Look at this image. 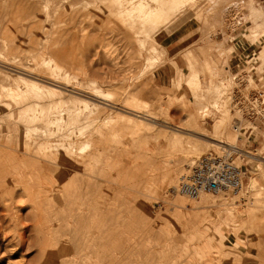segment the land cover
Listing matches in <instances>:
<instances>
[{
	"label": "rangeland",
	"instance_id": "obj_1",
	"mask_svg": "<svg viewBox=\"0 0 264 264\" xmlns=\"http://www.w3.org/2000/svg\"><path fill=\"white\" fill-rule=\"evenodd\" d=\"M39 1L30 10L0 1V83L10 89L0 94V107L20 104L17 118L0 110V148L33 147L37 138L59 155L69 148L66 152L79 159L93 150L89 143L80 153L89 136H97L101 158L97 155L94 165L78 163L83 167H70L71 161L63 159L65 170L80 174L69 177L77 176L75 183L67 178L61 187L51 179L33 180L34 172L26 175L29 166L22 178L28 193L8 183L13 195L17 191L13 205L18 194L25 198L18 197L24 201L19 199L17 208L0 201V214L12 216L0 215V264H264V208L254 206L251 188L255 177L256 189L264 193V0H221L203 6L199 14L186 6L165 18L159 6L151 14L150 6L138 5L140 0H121L132 12L125 17L131 23L107 17V4L100 1ZM95 91L110 98H97ZM257 94H263L262 100L253 102ZM195 96L206 106L205 116L198 114ZM134 105L139 110L126 109ZM56 106L59 113L51 114ZM148 110L154 115L147 116ZM4 124L14 134H4ZM39 132L49 140L40 139ZM208 153L231 154L244 172L242 194L191 202L173 194L179 175ZM144 156L154 163L148 175L139 170ZM93 168L98 174L91 194H100L104 206L99 219L77 224V211L86 213L83 173ZM168 172L173 179L160 189L155 182ZM50 186L56 197L45 199L38 192ZM34 209L43 219L50 210V219L56 227L61 219L58 224L67 234L58 233L63 228L49 237L37 232L30 225ZM194 215L204 229L188 230ZM13 220L26 226H14ZM88 231L101 233L94 248L86 246ZM32 236L41 237V244Z\"/></svg>",
	"mask_w": 264,
	"mask_h": 264
},
{
	"label": "bare ground",
	"instance_id": "obj_2",
	"mask_svg": "<svg viewBox=\"0 0 264 264\" xmlns=\"http://www.w3.org/2000/svg\"><path fill=\"white\" fill-rule=\"evenodd\" d=\"M1 1V0H0ZM8 2L10 1V5H14V6H16V8L17 7H32L33 6V4L32 3H34L35 1H39V0H7ZM41 2H43L42 0H40ZM39 1V3H41ZM48 1V0H47ZM46 1V2H47ZM50 1V0H49ZM53 1H56V0H53ZM71 0H69V2H70ZM81 2V1H78V0H73V1H71L70 3H74V2ZM85 1H93V2H97V1H100V2H102V4H107V10H106V14H107V17H113V18H115V19H118V20H121L122 22H126V23H131V21H129V20H127V18H125L126 16H129V15H131L132 14V12L131 11H129V8H128V6H122L123 5V3H120L121 2V0H116V2L120 5L119 6V11H116V5H118L117 3H115V0H85ZM126 1H128V0H125V2ZM130 1H134V0H130ZM218 1H221V0H200V2L201 3H203V5L202 4H200V2L198 3V2H195L194 1V4H192L193 3V1H191V0H183V3H182V0H140V2H138V5L141 7V8H143V7H145V6H150L151 7V14H153L154 13V10H156V7L157 6H159V7H161V16H163V18H165V17H167V16H169V15H175L178 11H180L181 12V10L184 8V7H186V6H190V7H192V8H195V9H197V10H195V12L197 11L198 12V14H199V12H203V9H202V7L203 6H208L210 3H213V2H218ZM65 2H68V0H66ZM76 2V3H77ZM7 3V2H6ZM45 3V2H44ZM43 3V4H44ZM69 3V4H70ZM9 4V3H8ZM8 4L6 5L7 7H8V10H5V12H6V14H10V13H12V6H8ZM37 4H38V2H37ZM60 4V3H59ZM5 5V4H4ZM35 5H36V3H35ZM37 6V5H36ZM66 6H67V3H66ZM71 6V5H70ZM30 7H29V10H30ZM5 8V7H4ZM36 8V7H35ZM68 8H69V5H68ZM71 8V7H70ZM27 9V8H26ZM32 9V8H31ZM185 9V8H184ZM210 11H212V9H209ZM116 11V12H115ZM183 11V10H182ZM185 11V10H184ZM191 11H192V9H191ZM194 11V10H193ZM215 11V10H214ZM213 11V12H214ZM38 12V11H37ZM66 12V11H65ZM118 12V13H117ZM188 12V11H187ZM194 12V13H195ZM66 13H68V12H66ZM80 13H81V11H80ZM116 13H117V15H116ZM183 13V12H182ZM193 13V14H194ZM205 13H208L207 11L205 12ZM37 14H39V12L37 13ZM82 14V16H83V12L81 13ZM91 14V13H90ZM129 14V15H128ZM184 14V13H183ZM182 14V15H183ZM5 15V14H4ZM85 15V14H84ZM87 15H88V13H87ZM87 15H85V16H87ZM179 15H181L180 13H179ZM178 15V16H179ZM80 16V15H79ZM214 16H215V18L216 19H220V13H215L214 14ZM35 17H36V14H35V12H34V10L32 9V11H31V16H30V18H33V19H35ZM89 17H90V15H89ZM170 17V16H169ZM175 17V16H174ZM83 18H85V17H83ZM172 18V17H171ZM87 19H88V17H87ZM173 19V18H172ZM84 20V19H83ZM82 20V21H83ZM169 20H170V18H169ZM170 22V21H169ZM169 22H168V24H169ZM172 22V21H171ZM34 23H36V22H34ZM37 25V24H36ZM162 26V25H161ZM168 26V25H167ZM163 27V26H162ZM165 28V27H164ZM161 32V31H160ZM41 61V64H40V66H39V68L41 67V65H43L44 66V59H41L40 60ZM40 61H38V65H39V63H40ZM44 68V67H43ZM42 68V69H43ZM45 69V68H44ZM92 82V81H91ZM95 82V81H94ZM93 82V83H94ZM98 82V81H97ZM100 83V82H99ZM101 84V83H100ZM92 85V84H91ZM97 85V84H96ZM99 85V84H98ZM132 85V84H131ZM100 86H102V85H100ZM135 86H137V85H135ZM98 87V86H97ZM134 87V86H133ZM135 89V88H134ZM136 91V90H135ZM134 91V92H135ZM10 92V89L8 88V86L6 85V84H4V83H0V94L1 93H3V94H5V95H8V93ZM100 92V91H99ZM139 92V91H138ZM137 92V93H138ZM95 93H97L96 95H95V97H97V98H102L101 96H104V97H106V98H110V95L109 94H106V95H100L99 93H98V91H95ZM99 95V96H98ZM204 99H206V98H204ZM203 99V100H204ZM194 104H197V109H198V114L199 115H201V116H205V112H206V106L204 105V103L203 102H200L199 101V99L195 96L194 97ZM10 107H8V106H6L5 107V105L3 106V105H1V107H0V110L3 112V113H5V114H8V115H10V117H12V118H17V116L19 115V111H20V104H18L17 102H15L14 104L12 103L11 105H9ZM8 108H13V109H11V110H6V109H8ZM133 108L134 109H130V107L129 106H126V109H128V110H131V111H133V112H135V110H139L138 109V106L137 105H134L133 106ZM56 110H57V106L56 107H54V109H53V111L51 112V114H55V112H56ZM66 110V109H65ZM4 111H6V112H4ZM59 111V110H58ZM57 111V112H58ZM56 112V113H57ZM64 112V111H63ZM191 112V111H190ZM59 113V112H58ZM67 115H69L70 114V110H68L67 109ZM204 113V114H203ZM63 115V114H62ZM61 115V116H62ZM148 115H154V113H152V110H151V112L148 110L147 111V116ZM56 116V115H55ZM73 117H75V114L74 115H72ZM2 125V124H1ZM46 127V126H45ZM44 127V128H45ZM4 131V134H7L8 132H11L12 134H14V130H11V131H9L8 130V126L6 125V124H4V129H3ZM47 131V129L44 131V133ZM42 135L43 134V132L42 133H38V135ZM48 134V133H47ZM47 134H46V137H47ZM35 135V134H34ZM37 135V134H36ZM35 135V137H37ZM40 135H39V137H40ZM50 135V134H49ZM48 135V136H49ZM45 136V135H44ZM39 137H38V139H39ZM41 138H43V137H40V139ZM50 138V137H49ZM44 139V138H43ZM45 140V139H44ZM49 140V139H48ZM48 140H45V141H48ZM51 140V139H50ZM40 141L41 140H39V141H37V138L36 139H34V141H33V147L32 146H27V147H23V148H21V149H18V148H14V147H11V146H8V145H5V144H3L2 145V148H0V201L1 202H4L5 200H9V201H11L12 202V200L14 199L13 198V196H15V194H16V190H15V193H14V195H13V192H12V190L14 189V188H11V189H9L10 187L8 186V183H9V185L10 184H16V186H15V188H17V187H19V189H20V193H21V191H23L22 192V194H24V192H27L28 193V191H29V186L28 185H26L23 181H25V180H23L22 178L24 177L23 176V173L25 172L24 171V169H25V166H29L28 167V170L26 171L27 173H26V175H30L31 174V172H34V175H33V177H32V179L33 180H36L37 182L39 181V179H41V178H43L44 179V181L47 179V180H49L50 181V179L52 180V182L54 181V185L53 186H57L58 184H56L55 185V181H58V183H59V185H60V183L61 182H64V180H66L67 178H69V177H72V175L74 176V175H76L77 173H76V171H69V169H67V170H65V166H61L62 165V163H63V161H64V163L63 164H66L67 165V161L65 162V160H66V158L67 159H69L71 162V165H70V167H74V165L76 166L78 163H83V165L84 164H86V166H88L87 164H90V162L92 161V164H93V161L95 160V161H97V159H99V158H101L100 156H99V150H100V139H99V137H90L89 136V138H88V141H87V143L84 145V147L81 149V151L80 150H78V149H76V150H78V151H80V153H82L83 151H84V149L87 147V145H89V143H92L93 144V150H91L88 154H86V155H82L81 154V156H80V158L78 159V158H75V157H73L72 158V156H71V154L69 153H67L70 149L69 148H67L68 149V151L67 150H65L64 148H60V144L61 143H63L64 141L63 140H61V141H63V142H61L60 144H58L59 145V148L60 149H64L65 150V152L62 150H60V152H64L65 153V155L63 156L62 154V156L61 155H59L54 149V151H52L51 150V145L50 144H48V142L47 143H40ZM57 141H59V140H57ZM66 141H69V140H66ZM54 141L52 140L51 141V143H53ZM70 142V141H69ZM69 142H67V143H69ZM72 142V141H71ZM56 143H58V142H55V144ZM65 144H66V142H64ZM104 143V142H103ZM52 145H54V144H52ZM70 145V144H69ZM72 145H74V144H72ZM54 146H57V145H54ZM53 146V147H54ZM64 146V145H63ZM62 146V144H61V147H63ZM71 146V145H70ZM69 146V147H70ZM104 146H105V144H104ZM35 147H38L37 149H39V151L41 150V152H38V150H36V148ZM52 147V148H53ZM67 147H68V144H67ZM72 147V146H71ZM56 148V147H55ZM73 148V147H72ZM71 148V149H72ZM81 147H79V149H80ZM104 149V148H103ZM57 151H58V146H57V149H56ZM37 151V152H36ZM67 151V152H66ZM73 151V150H72ZM71 151V152H72ZM75 151V150H74ZM53 152H56L58 155H59V157H57L58 155H56V154H54ZM103 152V151H102ZM63 153V154H64ZM101 153V152H100ZM73 154H74V152H73ZM79 154V153H78ZM80 155V154H79ZM99 156V158H98V156ZM102 155V154H101ZM71 156V157H70ZM105 156V155H104ZM103 156V157H104ZM63 159H65V160H63ZM77 160H79V161H77ZM104 160V159H103ZM100 161L98 160V162H96V163H99ZM101 162H102V160H101ZM69 163V162H68ZM69 163V164H70ZM100 164V163H99ZM79 166H81L82 164H78ZM94 165V164H93ZM191 165H193V164H191ZM81 167H83V166H81ZM90 167V166H89ZM91 167H93V166H91ZM94 167H96V165L94 166ZM64 168V169H63ZM76 168H79V169H81L80 167H76ZM88 168V167H87ZM97 168V167H96ZM95 168V169H96ZM100 168V167H99ZM78 169V170H79ZM94 168H93V170H86V173H85V170H84V175H85V177H84V179H85V190H84V198H85V201H86V203L84 202L83 203V206L85 205V207H86V213L85 212H83V214H82V212L81 213H78V211L77 210H75V211H77V214H76V212H75V214H76V216H75V218L77 219V224H78V222H81V221H84L85 219L87 220H93V219H99V216L101 215V211H100V209L104 206L103 205V203H102V201H101V199H100V201H99V198H100V194H98L99 195V197L97 196V194L96 195H93L92 196V186H93V184H95V183H93V182H91L94 178H96V174H98L96 171L97 170H95ZM141 172L140 173H142V174H145V175H148L149 174V172L150 171H153V170H155V168H154V163H153V161L151 160V158L150 157H148V156H144V157H142V159H141V166H140V169H139ZM24 171V172H23ZM83 171V170H82ZM81 171V172H82ZM100 171V170H99ZM79 172V171H78ZM100 173V172H99ZM33 174V173H32ZM78 174H80V173H78ZM77 174V175H78ZM84 175H81V177L82 176H84ZM103 175V174H102ZM99 176V175H98ZM97 176V177H98ZM26 177V176H25ZM48 177H51V178H48ZM77 177V176H76ZM74 178L73 180H71L70 178V180H69V182L70 183H72V182H74V181H77V178ZM73 178V177H72ZM101 178V177H100ZM103 178V177H102ZM99 179V178H98ZM159 180H157L155 183H156V185H157V182H158V186L160 187V189L164 186V185H167V184H169V183H171V181H172V179H173V172H168V173H166L165 175H162V176H160L159 178H158ZM83 180V179H82ZM41 181V180H40ZM258 180H256V178L254 177V179H252V185H251V188L253 189V191H254V195H253V197H252V201H253V204H254V206L256 207V208H264V193L263 192H260L259 191V189L257 190L256 189V184H258V182H257ZM97 182V181H96ZM103 182V181H102ZM151 182H153V180L151 181ZM75 183V182H74ZM83 183V182H82ZM100 183V182H99ZM73 185V184H72ZM99 185V184H98ZM154 184H152V186H153ZM155 185V186H156ZM21 186V187H20ZM32 186V185H31ZM30 186V187H31ZM46 187V186H45ZM51 187V186H50ZM59 187V186H58ZM60 187H61V185H60ZM76 187V186H75ZM100 187H102V186H100ZM172 187V186H171ZM8 188V189H7ZM158 188V187H157ZM257 188H258V186H257ZM54 188H48L47 187V190H44V191H42V192H38V193H41V194H43L44 196H45V199L46 198H49L51 195L53 196V190ZM95 189V188H94ZM154 189V188H153ZM155 189H156V187H155ZM159 189V190H160ZM59 190V189H58ZM102 190V189H101ZM19 191V190H18ZM66 191V190H65ZM81 191H83V190H81ZM98 191V190H97ZM32 192V191H31ZM55 192V191H54ZM99 192V191H98ZM33 193V192H32ZM32 193H30V194H32ZM56 193V192H55ZM55 193H54V195H55ZM63 193V192H62ZM18 194V193H17ZM22 194H20V195H22ZM76 194V190L74 191V195ZM78 194V193H77ZM80 194V193H79ZM82 194V193H81ZM20 195L18 194V197H20ZM35 195V194H34ZM34 195H32V197L34 196ZM63 195H65V194H63ZM71 195V194H70ZM31 196V195H30ZM37 196V195H36ZM41 195H39V197H40ZM17 197V196H16ZM15 198V199H18V201H15V204L16 205H13V202H12V205L13 206H15V207H13V208H17L16 206H17V203L16 202H19V199L20 200H23L22 198H25V196L23 197V195H22V198ZM42 197V196H41ZM53 197H56V196H53ZM69 197V196H68ZM67 197V198H68ZM202 197H209V196H201V197H199V199H197V200H200ZM63 198H65V200H67L66 199V197H63ZM62 198V199H63ZM83 198V199H84ZM33 199H35V197L33 198ZM40 199H42V198H40ZM39 199V200H40ZM52 199H54V198H52ZM69 199H72L71 197L69 198ZM68 199V200H69ZM79 199V198H78ZM44 200V199H43ZM42 200V201H43ZM75 200H76V198H75ZM74 200V201H75ZM80 200V199H79ZM186 200V199H185ZM24 201V200H23ZM27 200H25V202H26ZM36 201H38V200H36ZM41 201V200H40ZM51 202H52V200H50ZM58 201V200H57ZM11 202H9V203H11ZM39 202V201H38ZM191 202V201H190ZM7 204L8 206L10 205V204ZM30 203V202H29ZM35 203V202H34ZM37 203V202H36ZM44 204H45V202H43ZM62 203V202H61ZM63 203H64V200H63ZM69 203V202H68ZM4 205L6 204V203H3ZM28 204V203H27ZM33 204V203H32ZM40 204V203H39ZM43 204V205H44ZM2 205V204H1ZM0 205V206H1ZM7 205H5V206H7ZM29 205V204H28ZM43 205H40L41 207L43 206ZM47 205H48V203H47ZM46 205V206H47ZM61 205V204H60ZM65 205V204H64ZM70 205V204H69ZM77 205H78V203H77ZM7 206V207H8ZM11 206V205H10ZM8 207V208H11V207ZM38 203H37V205H36V207L38 208ZM2 207V206H1ZM6 207V208H7ZM31 207V206H30ZM29 207V208H30ZM34 207V206H33ZM35 207V208H36ZM62 207H64V206H62L61 205V209H62ZM69 207V206H68ZM3 208V207H2ZM32 208V207H31ZM30 208V209H31ZM43 208V207H42ZM41 208V209H42ZM44 208H46L45 206H44ZM64 208H66V207H64ZM80 208H81V205H80ZM48 209V208H47ZM6 210L7 209H5V211L2 209V212L4 211V214H5V212H6ZM10 210H14V209H10ZM9 210V211H10ZM32 210V209H31ZM63 210H66V209H63ZM72 210V209H71ZM80 210H82V211H84V208L83 209H80ZM15 211V210H14ZM38 210H36L35 211V209H34V211L33 212H35V213H31V211L29 212L30 213V220H32V221H30V222H32L30 225L38 232H43L44 233V236H48L49 237V234H51L52 232L54 233V231L56 230V229H58V230H60L61 228H63V227H61L60 226V224H58V222L59 221H61V219L59 220V221H57V219L55 220V221H57V227H56V224L55 223H53V219H50V213H48V212H45V215H44V219L42 218V216H41V211H38ZM46 211V210H45ZM68 211V210H67ZM226 211V210H225ZM1 212V211H0ZM13 212V211H12ZM43 212V211H42ZM69 212V211H68ZM67 212V213H68ZM9 213V212H8ZM7 213V214H8ZM11 213V212H10ZM10 213H9V216H10ZM72 213V212H71ZM6 214V215H7ZM12 214H14V213H12ZM11 214V215H12ZM52 214H53V212H52ZM75 214H73V215H75ZM0 215H2V214H0ZM28 215V214H27ZM55 215H56V213H55ZM2 216H5V215H2ZM1 216V217H2ZM13 216H15V215H13ZM29 216H27V221H28V218H29ZM60 216V215H59ZM70 216H72V215H70ZM7 217H8V215H7ZM12 216H10V218H11ZM56 217V216H55ZM5 218H6V216H5ZM9 218V217H8ZM8 218H6V219H8ZM10 218H9V220H10ZM12 219V218H11ZM15 219V218H14ZM17 219V218H16ZM73 219V218H72ZM76 219L74 220V221H76ZM180 219V218H179ZM2 220V218H0V221ZM21 220H23V219H21ZM26 220V218L24 219V221ZM17 221H19V220H17ZM17 221H15V220H13L11 223H12V225H14V226H16V225H18L17 223H19L20 224V222H17ZM73 221V222H74ZM26 222V221H25ZM62 222V221H61ZM60 222V223H61ZM75 223V222H74ZM100 224V223H99ZM63 225V224H62ZM65 225V224H64ZM98 225V224H97ZM101 225V224H100ZM14 226H12V228H14ZM20 226H26V225H21L20 224ZM67 226V225H66ZM85 226V225H84ZM88 226H90V225H88ZM18 227V226H17ZM17 227H15V229L17 228ZM102 227V226H101ZM19 228H21V227H19ZM23 228V227H22ZM27 228H28V224H27ZM26 228V229H27ZM31 228V227H30ZM83 228V227H82ZM98 228V227H97ZM205 228V225L202 223H200V220H199V218L197 217V215H194L192 218H191V220L189 221V224H188V230H191V231H194V230H196V229H199V230H201V229H204ZM64 229V228H63ZM21 230H23V229H20V231ZM35 230H34V232H35ZM75 231H77L76 229H74ZM85 230V229H84ZM94 230V229H93ZM13 231V230H12ZM15 231V230H14ZM68 230L66 229H64V230H60V232H58V233H60V235H61V237H63L64 235H66ZM71 231V230H70ZM22 232V231H21ZM26 232V231H25ZM37 232H35V234H36V236H38V233ZM86 232V231H85ZM136 232V231H135ZM17 234H18V232H16ZM15 233V234H16ZM53 233H52V235H53ZM56 233V232H55ZM69 233V232H68ZM73 233V232H72ZM88 233V238H87V242H86V246H90V247H95V246H97L98 245V240L99 239H101V233L99 234H95V235H91V231H88L87 232ZM14 234V236L16 237V235ZM21 234V233H20ZM19 234V235H20ZM23 234H25L24 232H23ZM22 234V236L23 237H25L24 235ZM103 234V233H102ZM105 234V233H104ZM107 234V233H106ZM110 234V233H109ZM135 234V233H134ZM34 235V234H33ZM57 235V234H56ZM59 234H58V236H60ZM70 235H71V233H70ZM69 235V236H70ZM113 235V234H112ZM43 236V235H42ZM73 236H75V234L73 235ZM72 236V237H73ZM103 236V235H102ZM107 236V235H106ZM110 236H111V234H110ZM109 236V237H110ZM135 236H136V234H135ZM139 236V235H138ZM138 236H136V237H138ZM22 237V238H23ZM47 237V238H48ZM105 237V236H104ZM17 238V239H16ZM15 239L16 240H18V238L19 237H16ZM21 238V237H20ZM31 238V237H30ZM37 238V237H36ZM43 238V237H42ZM46 238V239H47ZM69 238V237H68ZM76 238V237H75ZM84 238V237H83ZM103 238V237H102ZM39 239V238H38ZM38 239H34L33 238V236H32V240H36L37 242H38ZM45 239V238H44ZM52 239V238H51ZM56 239V238H55ZM71 239V238H70ZM69 239V240H70ZM73 239V238H72ZM80 239V238H79ZM79 239H77L78 241H80ZM41 240V237H40V239H39V241ZM48 240V239H47ZM53 240V239H52ZM57 240H58V238H57ZM63 240V239H62ZM68 240V241H69ZM76 240V241H77ZM107 240H108V238H107ZM20 241L22 242L23 241V239H20ZM55 241V240H54ZM60 241V240H59ZM59 241H57V243L59 242ZM77 241V242H78ZM101 241V240H100ZM20 242V243H21ZM37 242H35L36 244H37ZM42 244H44L45 242H44V240H42ZM63 242V241H62ZM62 242H61V244H62ZM75 242V241H74ZM39 243V242H38ZM47 243V242H46ZM51 243V242H50ZM72 243V242H71ZM103 243V242H102ZM40 244H41V241H40ZM59 244V243H58ZM100 244V243H99ZM46 245V244H45ZM50 245V244H49ZM52 245V244H51ZM67 245V244H66ZM66 245H63V247H62V250H61V252H65V251H63V250H65V248H64V246H66ZM61 247V246H60ZM68 248V247H67ZM66 248V249H67ZM58 249V248H57ZM45 250V249H44ZM46 252V251H45ZM50 256H52L51 254H50ZM51 258V257H50ZM49 258V259H50ZM52 259V258H51ZM50 259V260H51ZM146 264V263H145Z\"/></svg>",
	"mask_w": 264,
	"mask_h": 264
},
{
	"label": "built area",
	"instance_id": "obj_3",
	"mask_svg": "<svg viewBox=\"0 0 264 264\" xmlns=\"http://www.w3.org/2000/svg\"><path fill=\"white\" fill-rule=\"evenodd\" d=\"M262 95L257 94L253 102L262 100ZM243 178L244 172L234 163L230 153H208L179 175L172 193L190 201L201 196L224 194L239 197L243 191Z\"/></svg>",
	"mask_w": 264,
	"mask_h": 264
}]
</instances>
